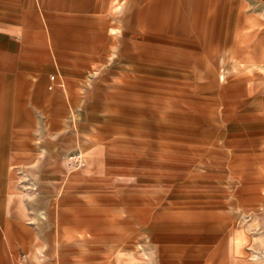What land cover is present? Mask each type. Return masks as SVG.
<instances>
[{
	"label": "rangeland",
	"instance_id": "1",
	"mask_svg": "<svg viewBox=\"0 0 264 264\" xmlns=\"http://www.w3.org/2000/svg\"><path fill=\"white\" fill-rule=\"evenodd\" d=\"M101 1L0 0L56 98L4 144L0 264L264 259V0Z\"/></svg>",
	"mask_w": 264,
	"mask_h": 264
},
{
	"label": "crops",
	"instance_id": "2",
	"mask_svg": "<svg viewBox=\"0 0 264 264\" xmlns=\"http://www.w3.org/2000/svg\"><path fill=\"white\" fill-rule=\"evenodd\" d=\"M40 1L46 8L50 6L55 7L58 4V0ZM102 7L103 0L101 1V8ZM227 11L228 9L223 11L224 15ZM247 12L248 11L246 10V8L245 10H243L242 6L240 5L239 14L241 15L239 20V27L244 28L245 31L248 27ZM229 15H225L228 21H230L231 19V16ZM48 19L50 20V24H52V26L50 25L52 30L54 28L55 22L57 21V19H59L58 14L49 13ZM87 20L90 21V18H87ZM36 23L37 26H41V20L38 15H36ZM256 23L260 24L259 21ZM53 33L52 37L53 35L55 36L53 44L56 45V35L58 36V34ZM241 36L243 35L241 34ZM28 60L29 56L23 51L22 38L15 32H13L12 29H9L4 25H0V141L4 142L3 148L0 152L1 157H6L9 155L6 146H4L5 142L19 139L33 140L35 138H38L37 133L40 130L39 126H46L45 119L47 116L48 104L51 101L54 102L56 99L52 98L50 95L45 75L40 73L35 67H32L31 65L26 63ZM54 115L55 112H53V116ZM4 162L5 160H2V165L4 164ZM1 173L3 174V171ZM258 186L261 189L262 186ZM3 189V184H0V190ZM2 206L3 205L0 196V220L3 221V225L1 226L4 227V231L9 230L10 240L12 241L14 239L13 236H15V232L9 227L6 217H4L5 214L3 213ZM84 223L86 228L85 230H80L81 239H87V233L93 235L95 232H97L91 231L92 225L90 223ZM127 224L128 223L126 222V225ZM112 228L111 230L100 232L102 233V236L97 233V237L101 236L106 239L113 240L122 239L125 240V246H129L133 242V237L128 236L127 239H125V236L127 235L126 232L120 234V232H117ZM228 234L229 231H223L207 236V242L209 243V245H211L210 243H214L217 240L218 242L215 247H212V250H214V252H210L205 260L204 258L199 259V264H217L216 261L218 260V258L216 255V251L222 250V244L224 243V240ZM239 252L240 254H242V256H246L248 254L247 250H245L244 248L239 249ZM221 260H224V258H222ZM231 263L261 264L264 263V259L250 261L245 257H236L234 260H231Z\"/></svg>",
	"mask_w": 264,
	"mask_h": 264
},
{
	"label": "built area",
	"instance_id": "3",
	"mask_svg": "<svg viewBox=\"0 0 264 264\" xmlns=\"http://www.w3.org/2000/svg\"><path fill=\"white\" fill-rule=\"evenodd\" d=\"M52 77H54V76H52ZM79 156H80V154H76V155H73L72 158H76L77 159Z\"/></svg>",
	"mask_w": 264,
	"mask_h": 264
}]
</instances>
